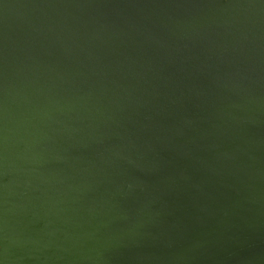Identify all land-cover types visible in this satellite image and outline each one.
I'll return each instance as SVG.
<instances>
[{
  "label": "water",
  "instance_id": "obj_1",
  "mask_svg": "<svg viewBox=\"0 0 264 264\" xmlns=\"http://www.w3.org/2000/svg\"><path fill=\"white\" fill-rule=\"evenodd\" d=\"M0 264H264V0H0Z\"/></svg>",
  "mask_w": 264,
  "mask_h": 264
}]
</instances>
